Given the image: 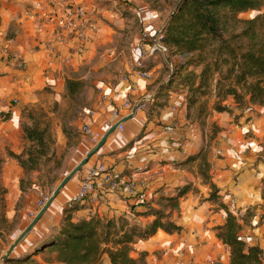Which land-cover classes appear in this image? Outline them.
Wrapping results in <instances>:
<instances>
[{"label": "crops", "instance_id": "obj_1", "mask_svg": "<svg viewBox=\"0 0 264 264\" xmlns=\"http://www.w3.org/2000/svg\"><path fill=\"white\" fill-rule=\"evenodd\" d=\"M71 1L75 4L87 5L90 19L99 29V33L88 43L68 41L64 35L58 34L57 27L64 3L57 4L56 0H0V108H10L11 113V120L0 124L3 181L16 182L23 174L17 162L9 157V153L19 155L23 148L19 126L20 110L10 102L19 104L22 99L25 101V97L29 95L21 89L28 91L38 80L50 78L53 80L56 73V79L59 80L60 76L65 74L61 72L65 59V63L76 71L81 62L89 57L92 46L103 36L97 17L95 18L94 15V5L89 2L83 3V0ZM55 3L58 7L51 8ZM28 7L30 9L33 7L34 10H30V13H34L33 17H28L27 13H24ZM54 10L57 15L54 14ZM59 10L60 14H58ZM40 25L45 28L42 43L40 39L35 41L27 39V31L33 35L36 27ZM7 33H14L16 36L8 40L5 39ZM49 42L54 49L52 55L47 50ZM148 50L147 43L140 45L138 51L141 59H155L160 53L155 51L150 55ZM56 53H59L60 57L56 58L54 55ZM137 64L140 68L138 71L149 73L148 79L138 78L134 73L119 80L114 86L100 83L97 89L100 87L118 89L128 96L134 106L143 104V107L131 120L124 123L122 133L114 132L107 138L86 167L61 190L55 199L57 201L51 205L52 208L49 207L34 227L33 235L26 237L27 239L25 238L15 247L11 253L13 258L31 256V259H36L40 264H46L41 259L42 252L40 255L33 254L36 245L44 235H55L58 232L61 224V207L77 191L86 168L94 163H105L121 173L125 171L124 176L136 182L134 193L129 196L121 189L107 190L106 186L105 190L98 191L94 200L81 203L78 209L71 210L73 221L92 216L114 221L120 217H135L136 214L148 211L145 204L156 207V200L160 197H172L176 194L175 190L183 186L196 187L200 191L195 193L191 188L186 190L187 192L179 199L177 210H173L169 218L182 228L181 233L168 237L176 241L178 248L193 252L195 264L219 262L229 264L228 248L215 235V227L224 224L226 213L221 208L215 209V205L205 200L207 199V191L204 192V188H207L206 183L203 184L188 170V163H191L190 155L195 157L194 162L203 159V165H207L210 169V182L218 190L220 203L225 205L229 212L243 219L250 208L256 207L248 223H244V220L240 221L242 225L240 236L248 245L259 247L264 256V201L262 200L264 164L258 158L264 143V108L254 107L256 113H253L239 110L233 103H229L227 108L233 111L232 115L224 118L221 114H217V124L224 130L217 135L210 151L203 153L201 147L197 146L196 131L188 132V128L184 126L187 108L180 99L182 95L171 93L168 104L158 108L159 113L155 116V121L152 120L145 126V108H149L154 103L152 97L165 81L157 80L160 65L149 68L143 66L140 61ZM167 64L169 65V62ZM20 66L25 68L24 72L20 70ZM170 67L172 70V66ZM65 68L68 69V66L65 65ZM44 70L45 75H49L48 78H45ZM37 74L40 78L34 81ZM19 90L21 92L16 94ZM114 104L119 107L120 101L115 99ZM110 110V104L101 102L99 96L88 110L84 126L89 129V133L84 136L86 144L81 146L86 153L102 138L109 129L108 125L114 123L109 115ZM90 111H94V114L89 117ZM154 122L160 123V126L155 125ZM130 143L131 146L123 150ZM121 149L123 151L119 152ZM115 152L119 153L114 154ZM141 195H143L142 199H140ZM37 199L36 192H31L27 196L23 212L27 217L22 224L21 232L30 223L29 214L34 211ZM12 204L13 202L10 201L8 208L11 209ZM169 212L170 210L166 211L167 214ZM143 217L144 215H141L135 219H144ZM149 244L150 240L149 243L139 242L142 250H145ZM104 261L108 264L106 256Z\"/></svg>", "mask_w": 264, "mask_h": 264}, {"label": "rangeland", "instance_id": "obj_2", "mask_svg": "<svg viewBox=\"0 0 264 264\" xmlns=\"http://www.w3.org/2000/svg\"><path fill=\"white\" fill-rule=\"evenodd\" d=\"M56 1L57 4L64 3V7L70 8H74L78 5L83 7L87 6L75 4V2L71 0ZM88 2L94 5V15L95 18L97 17L101 28V36L103 35L100 40L92 46L89 57L81 62L76 71H73L69 64L64 62V68L61 72H65V74L60 76L59 80L56 79L57 73L53 80H51V78L47 80H38L40 77L39 74H37L34 81H38L37 83L34 82V87H30L28 91H24L21 87V90L24 93H28L29 97L26 96L25 101L22 99L19 104H16L14 101L10 102L12 106H16V108L20 110L19 126L21 128L23 140L22 151L24 149L27 150L30 145L25 139L23 127H32V125L37 124L40 129H46L45 139L47 157L39 160L37 169L30 171H24L22 169V177L16 182H10L3 181L2 179L1 162L3 158H1L0 154V264H16L14 262H8L10 261L9 259H15L13 256L10 255L9 258L3 260L1 255H5L9 245L21 232L22 224L27 217L23 214L27 196H29L31 192H36L37 195L43 193L49 198L56 186L68 172L96 146L95 144L93 148L88 149L89 151L87 153L81 147L83 144H86L84 142V136L87 134L83 131V127L86 125L87 112L99 95L97 89L98 84L116 85L119 80L136 73L140 69L137 64L139 61L143 66L149 68L160 65V73L157 75V80L159 82L164 80L165 82L161 86H165L167 89L165 88L160 92L149 108H145V126L152 120L155 121V116L159 113L158 108H163L168 104L171 93L182 95L183 97L180 99L183 100L187 108L185 113L186 124L184 126L188 128V132L196 131L197 140H195L198 148L201 147L202 151H204L203 153L210 151L217 135L224 130L217 124V114H221L224 118L232 115L233 111L228 110L227 105L229 103L235 105V103L231 97H224L222 91L224 86H219L218 83L219 80L222 81L221 78L224 75L225 67H222L223 74L211 72L205 84L199 89L196 88L197 82L196 85L189 87V82L186 80L189 73H194L198 76L202 70L203 64L211 61L213 58V55H211L212 47L209 46L202 52L201 55L204 57V60L198 66L189 64L191 63V57L195 58L198 54L183 57L167 51L166 53L160 52L155 59H141V55L138 51L140 45L142 43H147L149 47H151L155 44V41L158 42L159 31L164 27L170 14L174 11L180 0H83V3L88 4ZM57 4H53L51 8L58 7ZM30 10H34L33 7L32 9L28 7L24 13H27L28 17H33L34 13H30ZM54 14L57 15L56 12ZM58 14H60V10ZM261 14H264V6L258 11L240 13L237 19L240 21L250 20ZM38 27H36L33 35H30L31 33L26 29L28 34L27 39H33L34 41L40 39V43H42V39H44L42 35L45 34V29L43 33L38 34ZM242 28V24H237L233 29H229V32L233 31L238 33ZM23 30L24 29H22V31ZM15 36L14 33H7L5 39L12 40ZM223 36L226 38L228 33H224ZM71 40L73 39H70V41ZM166 61L169 62V65ZM65 65L68 66V69L65 68ZM170 66H172V70ZM20 70L24 72L25 68L20 66ZM45 72L44 70V76L48 78L49 75H45ZM67 79L79 80L82 83L81 89L72 97L68 96L65 91V81ZM232 80L233 76L230 77V80L222 81L220 85H227L229 81ZM20 92L19 90L16 94ZM246 100L247 97L242 107H237V105H235V107L242 111L256 113V110H254L256 106L250 105ZM9 110L10 108H0V115L2 113L0 116V124H5L11 120V113ZM5 116H8V118L5 119ZM154 123L160 126V123ZM129 131L132 130L129 129ZM130 146L131 143L127 144L123 150H126ZM123 150L121 149L119 152ZM119 152H115L114 154H118ZM258 158L264 164V143L263 150ZM190 159L191 163H188V170L194 176L198 177L203 184L208 181L210 182V169L207 168V165H203V159L194 162L195 157L191 155L189 157V160ZM85 167L86 166L78 173ZM124 174L125 171L122 175L124 176ZM205 177H207L208 180H205ZM206 186L207 188H204V192L207 191V199L205 200L209 201L208 198L211 189L208 184H206ZM185 187L187 190L191 188L195 193L200 191L199 188H192L191 186H183L180 187L179 190ZM179 190L176 189L175 192L177 193ZM15 196L17 199L14 200ZM172 197H160L156 200V207H150V204H145L148 211L146 214L144 213V219L136 220L135 218L137 216H143V214H136L135 217H120L117 223L119 225L125 223V230H127V227L131 226L143 229L154 219L152 216V211L154 210H161L166 215V211L170 210L168 213L170 218L172 210L166 198ZM10 201L13 202L11 209L8 208ZM209 202L216 206L215 209H220L219 197L217 202ZM53 204L54 202L51 205ZM79 205V203L75 204L71 208H67L66 205H63L60 210L61 219L63 218L64 210L69 211L73 208L78 209ZM255 208V206L250 208L248 213L245 214L243 217L244 223H248L250 218L254 215ZM33 218L30 217V222ZM33 231L34 228L26 237L32 236ZM149 240L150 244L146 246L145 250H142L139 242L148 241L149 243ZM37 249H39L37 254L40 255L42 251L41 246H38L36 250ZM143 253H146L145 259L147 264H195L193 252L178 248L176 241L168 237V234L163 231H157L153 237L146 240L136 237L133 239L130 256L137 259ZM105 256L106 254L101 257L99 264H105ZM22 259H24V257ZM41 259H43L46 264H60L56 261V254L52 250L42 251ZM19 264L40 263L36 259L30 258L23 260Z\"/></svg>", "mask_w": 264, "mask_h": 264}, {"label": "trees", "instance_id": "obj_3", "mask_svg": "<svg viewBox=\"0 0 264 264\" xmlns=\"http://www.w3.org/2000/svg\"><path fill=\"white\" fill-rule=\"evenodd\" d=\"M263 6L264 0H180L160 30L158 40L172 54L183 57L198 54L190 59L189 64L194 66L204 60L202 52L207 47H212L213 58L203 64L200 74L196 76L189 73L186 77L189 87L197 82L196 88H201L211 72L223 74L222 67H225L222 81L230 80L231 76L233 80L227 85H220L222 81H218L219 86H224V97H231L237 107H242L247 97L246 102L250 105L264 108V14L250 20L237 19L240 13L258 11ZM237 24H242L243 28L238 33L229 32ZM224 33H228L226 38ZM81 87L79 80L65 81V91L70 97L77 94ZM165 88L159 87L152 99L155 100ZM23 133L30 144L28 149H24L19 155L9 153V156L24 171L35 170L39 160L47 157L46 129H40L34 124L32 127H23ZM205 180H208L207 177ZM206 184L211 189L208 200L217 202V188L209 181ZM186 190V187L182 188L174 197L166 198L172 211L177 210L178 200ZM262 200L264 201V189ZM219 207L226 213V218L222 226L215 227L216 238L228 248L229 264H264L263 251L257 246L248 245L240 236V221L244 218H237L222 203H219ZM70 212L71 210L63 211L60 228L55 235H44L36 245V248L41 246L42 251H54L56 261L60 264H99L104 254L108 258V264H147L146 253L137 259L130 256L135 237L146 240L157 231L168 235L182 231L161 210L152 211L154 219L145 228L131 226L127 230L124 229L125 223H117L120 218L114 221L92 216L73 221ZM36 248L34 255L39 251ZM30 257L9 259L8 262L19 264Z\"/></svg>", "mask_w": 264, "mask_h": 264}, {"label": "built area", "instance_id": "obj_4", "mask_svg": "<svg viewBox=\"0 0 264 264\" xmlns=\"http://www.w3.org/2000/svg\"><path fill=\"white\" fill-rule=\"evenodd\" d=\"M62 9L61 20L57 29L58 34L60 33L64 35L66 40L70 41V39H73L78 43H88L99 33V29L90 19V13L86 7L81 5L74 8L62 6ZM44 29L45 28L42 26L38 27V34L43 33ZM47 47L48 52L52 55L54 49L50 42ZM155 51L166 53L167 49L158 40V42L155 41V44L149 47L148 50L150 55ZM54 55L56 58L60 57L59 53ZM136 76L141 79H148L150 77L149 73L145 71H137ZM98 94L101 102H108L111 106L109 115L111 119L114 120V123H110L108 128H110L113 124L118 123L115 131L118 133H122L124 131V123H120V121L131 116L133 111L136 114V112L143 107V104L134 106L128 96L118 89L100 87L98 88ZM115 99L120 101L119 107L114 104ZM93 114L94 111H90L88 116L90 117ZM83 131L89 133V129L85 126L83 127ZM106 186L107 190L115 191L117 189H121L131 196L136 189V182L128 179L126 176H123L121 172L105 163H94L86 168L77 191L69 197L65 205L67 208H71L75 204H81L88 200H94L97 197L98 191L105 190ZM142 198L143 195L140 196V199ZM47 200L48 196H45L43 193H39L35 209L29 214V216L33 218L44 206Z\"/></svg>", "mask_w": 264, "mask_h": 264}, {"label": "water", "instance_id": "obj_5", "mask_svg": "<svg viewBox=\"0 0 264 264\" xmlns=\"http://www.w3.org/2000/svg\"><path fill=\"white\" fill-rule=\"evenodd\" d=\"M135 113L133 111L132 115L126 117L120 121V123H125L134 117ZM118 123L113 124L102 136V138L98 141L96 146L86 154V156L60 181V183L56 186L44 206L37 212L32 221L23 229V231L16 237V239L9 246L5 255L2 257L3 260L9 258L15 247L22 242L26 236L31 232V230L36 226V224L42 219L44 214L47 212L51 204L58 197L61 190L69 183V181L84 167L87 165L89 160L97 154V152L102 148L105 144L107 138L116 131Z\"/></svg>", "mask_w": 264, "mask_h": 264}]
</instances>
